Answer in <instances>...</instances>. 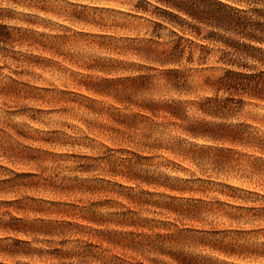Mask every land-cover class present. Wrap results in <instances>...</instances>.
<instances>
[{"label":"rangeland","instance_id":"374dc122","mask_svg":"<svg viewBox=\"0 0 264 264\" xmlns=\"http://www.w3.org/2000/svg\"><path fill=\"white\" fill-rule=\"evenodd\" d=\"M175 14L0 0V264H264V97L209 115L229 50Z\"/></svg>","mask_w":264,"mask_h":264},{"label":"trees","instance_id":"16d2710c","mask_svg":"<svg viewBox=\"0 0 264 264\" xmlns=\"http://www.w3.org/2000/svg\"><path fill=\"white\" fill-rule=\"evenodd\" d=\"M175 12L168 25L191 34L203 43L223 45L227 50L220 61L231 69L216 80V93L228 94L224 99H208L211 116L222 117L234 111L237 101L234 96L264 97V0H152ZM180 20H178V19ZM207 34H203V30ZM202 51L204 47H201ZM179 44L168 55L173 61L181 57ZM226 59V60H225ZM251 61L258 73L244 62ZM236 67V69H234ZM174 74L180 75L179 72ZM181 105L165 104L164 109L174 117ZM201 127L202 125H194ZM192 135L196 132H191ZM178 264H191L192 259L176 255Z\"/></svg>","mask_w":264,"mask_h":264}]
</instances>
